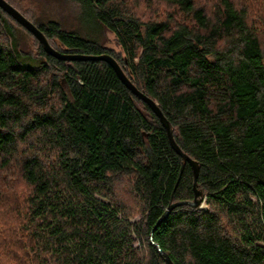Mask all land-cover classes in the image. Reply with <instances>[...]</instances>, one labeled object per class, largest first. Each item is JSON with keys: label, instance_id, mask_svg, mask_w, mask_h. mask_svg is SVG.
<instances>
[{"label": "trees", "instance_id": "1", "mask_svg": "<svg viewBox=\"0 0 264 264\" xmlns=\"http://www.w3.org/2000/svg\"><path fill=\"white\" fill-rule=\"evenodd\" d=\"M70 1L84 34L34 23L58 51L112 55L197 183L108 61L59 59L0 6V264H264V4ZM198 189L208 210L162 219Z\"/></svg>", "mask_w": 264, "mask_h": 264}, {"label": "rangeland", "instance_id": "2", "mask_svg": "<svg viewBox=\"0 0 264 264\" xmlns=\"http://www.w3.org/2000/svg\"><path fill=\"white\" fill-rule=\"evenodd\" d=\"M12 5L21 8L27 18L31 21L47 22L48 20H57L63 27L67 29L80 30L83 34L87 31V25L82 21L79 16L80 9L77 4L72 3L70 0H7ZM252 0L253 7L259 4H264V0ZM138 3V10L142 11L145 16L156 17L157 14L163 13L164 9L161 6V0H134ZM258 4V5H257ZM13 5V6H14ZM264 6V5H263ZM18 9V8H17ZM255 12V16H259V8ZM22 37V48L24 49H38L36 41L31 36H25L20 32ZM103 43L114 49H118L114 35L111 31H106L102 36ZM19 183H17V186ZM122 197L125 194H121ZM204 209L208 210V205L204 204ZM138 216V215H137Z\"/></svg>", "mask_w": 264, "mask_h": 264}, {"label": "water", "instance_id": "3", "mask_svg": "<svg viewBox=\"0 0 264 264\" xmlns=\"http://www.w3.org/2000/svg\"><path fill=\"white\" fill-rule=\"evenodd\" d=\"M0 6L8 12L15 20H17L22 26H24L27 30H29L37 39L40 43H42L45 47V49L50 53L53 54L54 56L58 57L59 59L63 60H75V59H80V60H106L108 61L118 72L120 78L123 80V82L141 99H143L145 102H147L152 109L156 112V114L159 116L161 122L165 126L168 132V136L170 139V142L172 146L183 156L185 160H188L191 162L194 170V183L196 185L197 183V178H198V173H199V164L197 161L193 160L189 155L184 153L182 149L179 147V145L176 143L173 135V130L171 127L170 122L167 120L163 112L161 111L159 105L157 102L153 99H151L149 96H147L145 93L140 91L135 84L129 79L127 74L124 72L123 68L121 65L118 63V61L110 54H101V55H82V54H68V53H63L61 51H58L56 48H54L47 36L44 34V32L29 18H27L19 9H17L15 6H13L11 3H9L7 0H0ZM196 197L193 201H181L174 203L169 206L166 214L163 216L162 219L165 218L167 213L171 211L176 205L178 204H189L195 207H200L203 203V198H202V191L201 190H196L195 193ZM165 254V253H164ZM170 258L166 256V264H170Z\"/></svg>", "mask_w": 264, "mask_h": 264}, {"label": "built area", "instance_id": "4", "mask_svg": "<svg viewBox=\"0 0 264 264\" xmlns=\"http://www.w3.org/2000/svg\"><path fill=\"white\" fill-rule=\"evenodd\" d=\"M205 201H203L202 205L200 206V208H205L204 207Z\"/></svg>", "mask_w": 264, "mask_h": 264}]
</instances>
